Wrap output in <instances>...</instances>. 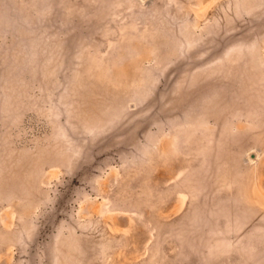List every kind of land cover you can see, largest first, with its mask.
Here are the masks:
<instances>
[{
	"label": "rangeland",
	"instance_id": "1",
	"mask_svg": "<svg viewBox=\"0 0 264 264\" xmlns=\"http://www.w3.org/2000/svg\"><path fill=\"white\" fill-rule=\"evenodd\" d=\"M0 264H264V0H0Z\"/></svg>",
	"mask_w": 264,
	"mask_h": 264
}]
</instances>
